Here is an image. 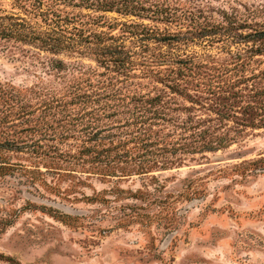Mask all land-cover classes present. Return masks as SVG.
<instances>
[{
  "label": "rangeland",
  "instance_id": "374dc122",
  "mask_svg": "<svg viewBox=\"0 0 264 264\" xmlns=\"http://www.w3.org/2000/svg\"><path fill=\"white\" fill-rule=\"evenodd\" d=\"M99 1L0 0V264H264V0Z\"/></svg>",
  "mask_w": 264,
  "mask_h": 264
},
{
  "label": "trees",
  "instance_id": "16d2710c",
  "mask_svg": "<svg viewBox=\"0 0 264 264\" xmlns=\"http://www.w3.org/2000/svg\"><path fill=\"white\" fill-rule=\"evenodd\" d=\"M92 6H95V4H92ZM97 7L104 11L116 10L122 13H130L132 10L130 9L129 6L124 7L123 5L113 0H100ZM0 34L2 36L8 37V35H6L7 34L6 31H3ZM256 34H257L258 40H260L261 42H264V30L259 31ZM40 41H41L42 46H44L46 49L52 52H61L62 50L65 49L64 47H62L60 43L49 41L47 38L40 37ZM7 260L13 262L14 264H22L21 262L15 260L13 257H7Z\"/></svg>",
  "mask_w": 264,
  "mask_h": 264
}]
</instances>
